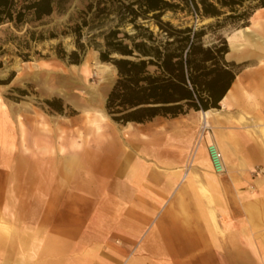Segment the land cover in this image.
Listing matches in <instances>:
<instances>
[{"label": "crops", "instance_id": "0c3cea01", "mask_svg": "<svg viewBox=\"0 0 264 264\" xmlns=\"http://www.w3.org/2000/svg\"><path fill=\"white\" fill-rule=\"evenodd\" d=\"M242 41L226 59L252 66L207 112L210 128L203 112L129 132L111 121L99 145L28 163L29 192L16 205L8 194L0 209V264H264V176L253 179L264 170V66L232 54ZM92 122L101 133L102 122ZM211 144L223 155L222 176L208 160Z\"/></svg>", "mask_w": 264, "mask_h": 264}, {"label": "rangeland", "instance_id": "374dc122", "mask_svg": "<svg viewBox=\"0 0 264 264\" xmlns=\"http://www.w3.org/2000/svg\"><path fill=\"white\" fill-rule=\"evenodd\" d=\"M89 3L90 0H67L62 11H56L39 23L18 28L12 24L0 27V80L7 83L0 86L1 210L5 209L8 194H14L16 205V197L21 196L23 190L29 192L30 188L26 187L25 190V182L23 183V176H26L28 168L32 167L27 166L28 163H33V167H37L39 163L44 166L51 160L62 161L69 156L71 150L99 145L105 131L112 129L110 125L113 121L108 116L105 106L117 81V70L110 64L102 63L100 52L89 45L88 40L94 34L88 29L83 32L82 43L85 44V52L79 65L70 64L68 60H61L58 57L61 51L70 55L76 50L75 38L72 35L65 36L63 33L74 26L79 13ZM223 12L227 14L220 18L219 24L216 19H200L194 13L187 12H178L176 15L167 13L163 21H169L174 26L182 28L196 26L200 29L211 25L212 27L207 29L205 43L210 45L219 38L225 39L229 50L233 41L236 47H239V43L244 44L242 32L249 28L246 37L249 44L240 51L232 50V54L244 53L241 61L246 57L247 59L254 57L260 66H264V52L260 50H264L261 42L264 41V23L257 25L252 17L248 27L244 28L243 24L225 22L224 19L229 12L226 10ZM113 26L116 25L113 23L103 31ZM150 27L157 33L158 29L154 25ZM120 31L133 33L131 26L121 28ZM29 32L37 33V38L43 35L44 39L31 41ZM94 32L98 35L101 31ZM97 43L102 44L103 41L97 39ZM96 63L112 69L100 72L95 69ZM235 65L240 72L252 66L249 62ZM113 70H116V73ZM55 101L63 105V114L57 113L46 104ZM55 107H59V104ZM93 120L102 122L101 133H97ZM251 125L258 128L262 124ZM112 126L117 130L126 127L124 128L126 132L132 130L131 124L127 126L114 122ZM133 127L137 128L136 125ZM128 135L119 136L122 145H130L123 143L130 141ZM22 163H26V166ZM263 176V169L254 170V180ZM35 188H38V184ZM201 192L204 194L202 189ZM2 222L5 221L2 220L0 224ZM2 227L9 233L5 225Z\"/></svg>", "mask_w": 264, "mask_h": 264}, {"label": "trees", "instance_id": "16d2710c", "mask_svg": "<svg viewBox=\"0 0 264 264\" xmlns=\"http://www.w3.org/2000/svg\"><path fill=\"white\" fill-rule=\"evenodd\" d=\"M67 0H0V27L12 24L22 27L39 23L56 11H62ZM248 5V6H246ZM264 9V0H90L79 13L74 26L63 35H72L76 50L70 55L58 53L61 60L79 65L85 44L83 32L94 34L89 45L100 52V60L117 70V81L106 102V112L120 125L146 124L158 117L176 119L190 112H210L231 89L240 70L226 57L227 41L219 38L208 45L207 29L182 28L163 21L167 13H194L200 19L225 16V22L248 27L256 11ZM110 27L103 31L111 24ZM150 25L158 31L155 33ZM131 26L133 33L120 31ZM94 31H101L98 35ZM31 41H42L29 32ZM91 35V34H90ZM97 39L103 41L97 43ZM7 83L0 80V86ZM63 114L58 101L47 102ZM59 104V107H55Z\"/></svg>", "mask_w": 264, "mask_h": 264}, {"label": "bare ground", "instance_id": "6f19581e", "mask_svg": "<svg viewBox=\"0 0 264 264\" xmlns=\"http://www.w3.org/2000/svg\"><path fill=\"white\" fill-rule=\"evenodd\" d=\"M264 9H261V10H258L255 15L253 16L252 20L253 21H256L258 23L262 22L264 23ZM243 39L246 38V34L249 33V28L245 29L243 32ZM235 41L231 42V45L230 47H232V49H241V47H236V43H234ZM262 45L264 46V41L262 40ZM239 46V45H238ZM95 69L102 72V71H110L112 68L109 67V66H105V65H101L99 63H96L95 64ZM115 73H116V70H113ZM96 99V98H95ZM209 120H210V115L208 113H205V114H202V125H203V128H210L211 127V124L209 123ZM101 124V123H100ZM260 128V127H259ZM101 129V128H100ZM98 131V130H97ZM221 152V151H220ZM214 173V172H213ZM215 174V173H214ZM216 175V174H215ZM218 176V175H217Z\"/></svg>", "mask_w": 264, "mask_h": 264}, {"label": "built area", "instance_id": "2783aa9c", "mask_svg": "<svg viewBox=\"0 0 264 264\" xmlns=\"http://www.w3.org/2000/svg\"><path fill=\"white\" fill-rule=\"evenodd\" d=\"M208 156L214 173L218 176L226 174L227 170L223 155L215 144L208 147Z\"/></svg>", "mask_w": 264, "mask_h": 264}, {"label": "water", "instance_id": "95a60500", "mask_svg": "<svg viewBox=\"0 0 264 264\" xmlns=\"http://www.w3.org/2000/svg\"><path fill=\"white\" fill-rule=\"evenodd\" d=\"M113 67V66H112ZM203 113H205V112H203Z\"/></svg>", "mask_w": 264, "mask_h": 264}]
</instances>
